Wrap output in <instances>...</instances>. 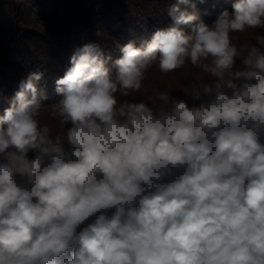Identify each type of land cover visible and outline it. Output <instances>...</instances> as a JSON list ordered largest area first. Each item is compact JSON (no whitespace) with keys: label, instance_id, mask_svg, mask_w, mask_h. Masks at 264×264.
<instances>
[{"label":"clouds","instance_id":"clouds-1","mask_svg":"<svg viewBox=\"0 0 264 264\" xmlns=\"http://www.w3.org/2000/svg\"><path fill=\"white\" fill-rule=\"evenodd\" d=\"M189 7L122 46L115 71L98 44L78 48L50 106L42 74L20 82L0 116V264H264V34L232 41L264 29V0L211 25ZM189 63L198 105L136 100L151 68ZM45 108L63 134L41 124Z\"/></svg>","mask_w":264,"mask_h":264},{"label":"trees","instance_id":"trees-1","mask_svg":"<svg viewBox=\"0 0 264 264\" xmlns=\"http://www.w3.org/2000/svg\"><path fill=\"white\" fill-rule=\"evenodd\" d=\"M235 2L236 0H193L195 8L189 7L187 11L197 14L198 19L193 23L203 21L211 25L222 10L231 12ZM176 3L177 0H72L62 10L56 6L51 8L45 18L46 23L34 20L31 24L33 26L26 25L14 48L4 40L0 30V116L20 90V82L31 74L28 71L30 67L44 66L47 58H71L78 48L88 43L98 44L104 52L119 38L126 39V44L134 42L139 47L143 41L150 40L157 29L173 24L169 9ZM185 7L181 5L182 9ZM181 27L190 31L191 25ZM233 34V43L241 45L238 39H233ZM261 34H264V29H248L239 33V39L243 44L255 43L256 36ZM119 58L121 57L116 56L109 61L107 67L115 71L114 61ZM50 67L44 66L43 71H51ZM198 74L203 75L186 64L177 71L162 73L163 76L155 75L150 78V83H153L157 92L136 94V100L144 99L155 103L158 101L159 92L168 91L174 98L186 100L189 105H198L199 101L194 102L185 95L196 82L195 77ZM49 77L41 76L37 83V102L42 107L50 106L60 99L56 84L53 89L47 87ZM147 78L146 74V81ZM50 111V108L42 111L41 124L48 125L53 134H63L65 129L61 128L59 120L51 118ZM70 126L69 124L66 127ZM33 155L34 153H29V158ZM93 219L94 217L90 218L86 223Z\"/></svg>","mask_w":264,"mask_h":264},{"label":"rangeland","instance_id":"rangeland-1","mask_svg":"<svg viewBox=\"0 0 264 264\" xmlns=\"http://www.w3.org/2000/svg\"><path fill=\"white\" fill-rule=\"evenodd\" d=\"M71 1L72 0H0V30L2 31L4 40L9 46L14 48L20 32L26 25L33 26L31 24L34 20L45 22V18L48 15L47 13L51 12V8L56 6L62 10L64 6ZM233 39H238L243 44V41L239 39V33H234ZM124 45H126V39L119 38L112 42V44L108 46V51L105 50L104 53L110 55L112 58L111 60L116 56L121 57V47ZM190 65V63L187 64V66ZM44 66H51V71H43ZM44 66L30 67L28 71L30 73L42 74V76H50L46 84L49 89H53L55 81L63 77L67 68L71 66L70 58L59 57L55 60L47 58ZM146 74L148 78L147 81L145 80L143 83L144 87L142 91L144 92L141 93L157 92L156 88H153V83H150V78L155 75H162V73L157 68L153 67Z\"/></svg>","mask_w":264,"mask_h":264}]
</instances>
